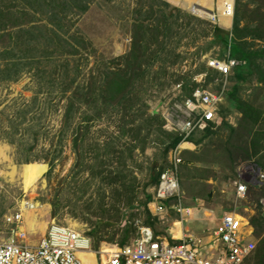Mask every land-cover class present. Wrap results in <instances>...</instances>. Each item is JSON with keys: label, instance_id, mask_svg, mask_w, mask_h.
<instances>
[{"label": "rangeland", "instance_id": "rangeland-1", "mask_svg": "<svg viewBox=\"0 0 264 264\" xmlns=\"http://www.w3.org/2000/svg\"><path fill=\"white\" fill-rule=\"evenodd\" d=\"M162 1L227 33L232 30L233 23L229 24L223 16L217 17L216 21L210 19L208 15L213 13L218 15L216 6L213 7L214 12L207 10L212 9V0ZM214 4L218 5L219 9L223 6L221 0H214ZM135 7L136 0H114L110 6L104 5L102 0H97L87 13L72 15L74 17L70 20L71 25L68 26L67 20L66 27H70V33L76 32L83 36L94 48V52L89 48L79 58V64L84 70L77 82H82L90 70L96 71L103 62L124 55L130 50L131 22L126 19L130 18L129 13ZM250 8H254L253 4ZM40 18L42 25L46 19L43 16ZM178 21L182 23L183 19ZM195 27L197 41L193 42L192 38L195 35H188L186 31L184 34L173 33L171 45L160 54L161 58L166 59L165 68L156 65L149 77L134 86V100L139 99V104L146 106L142 113L154 112L162 117V108L169 100L187 96L195 84L211 91L221 87L219 85L221 76L212 68L210 62L225 59L228 52H223L220 45L212 44L214 37L209 31L210 26L202 24ZM2 41L4 40L0 39V45ZM32 74L33 72H23L15 82L0 84V136L2 132H10L15 138L21 139L17 145L0 137V241L10 237L11 229H17V234L20 235L17 237L18 241L32 247L37 243L35 241L45 235L48 226L56 222L86 234L92 241L93 250L101 248V252H114L115 247L119 246L117 241L120 234L114 236V242H110L109 238L118 228L125 226L129 214L142 216L143 208L137 205L138 202L145 201L144 194L154 193L151 177L165 167L168 160V155L164 152L166 144L155 140L157 146L149 145L143 153L134 150L132 154L125 149L129 139L120 138L118 125L123 113H126L125 121L131 120L134 109L127 112H112V116H104L98 121L88 117L89 114L82 115V109L73 114L70 122L65 123L66 96L68 97L70 92L62 95L59 88L51 89L52 92L49 93L40 90V85ZM233 78V73L228 76L222 104L223 108L229 110L225 122L237 129L241 115L227 100L229 92L235 85ZM239 91L244 100L257 102L264 100V88L258 86L255 78L248 77L245 82L240 83ZM222 122L223 120L221 124ZM221 124L219 127L216 126L212 130L213 134L200 145H196V149H185L192 152L193 156L185 154V151L183 153L184 164L180 170V195L183 207L191 205V201L202 204L201 207L194 208L197 209L193 211L194 220L184 224L191 228L189 234L193 232L199 235L198 231L215 229L218 220L225 213L235 212L249 222L250 217L256 212L253 200L250 199L251 202L248 197L236 200L232 196V182L236 178L234 173L239 166L243 169L247 164H254L258 157L248 162L238 155L233 163L227 161L228 152L234 151L236 144L240 143L237 142L236 135L230 138V131ZM83 126L89 130H85ZM201 132L194 134L195 140L201 138ZM156 135L153 133L149 140L155 139ZM84 136L86 140L83 142L80 137ZM77 140L80 143L76 145ZM108 143H117L119 147L116 148L124 150L125 163L121 161L123 159H119L120 154H114L104 158L103 169L90 167L96 155L94 150L101 149L100 154H104V146ZM183 147L191 148V145ZM27 155L35 162L20 163V159ZM131 155L134 161H131ZM200 157L207 162L199 163ZM100 170L103 173L97 175ZM110 172L113 176L119 174L117 175L121 178H117L119 184H110L108 177ZM130 174L136 178L135 182L130 178ZM124 181L127 188H121ZM129 197H134L138 209L124 208ZM194 198H198L199 201H195ZM35 204L36 225L32 230H27L25 209ZM203 209L208 210V213L205 214V220H199ZM118 210L122 212L123 217L119 222H115L119 215ZM16 213L21 214L20 221L7 224L5 218ZM100 217L103 218L99 219ZM141 219L144 220L143 217ZM100 225L102 228L98 237H103L97 245L95 234L92 236L89 233L93 230L98 231ZM136 225L137 232L140 226H144L138 221ZM166 227L167 225L157 222L153 229ZM172 232L174 238H181L180 223H174ZM135 238L136 236L131 242ZM255 242L257 244V241ZM85 260L86 264H96L95 260L101 263V259L92 252Z\"/></svg>", "mask_w": 264, "mask_h": 264}, {"label": "trees", "instance_id": "trees-1", "mask_svg": "<svg viewBox=\"0 0 264 264\" xmlns=\"http://www.w3.org/2000/svg\"><path fill=\"white\" fill-rule=\"evenodd\" d=\"M96 1L0 0V39L4 40L0 45V84L15 82L23 72H33L32 75L37 79L40 90L49 93L52 92L51 89L59 88L62 95L70 92L68 97L66 96L65 123L70 122L75 113L82 109V115L89 114L88 117L95 121L104 116H112V112H127L134 109L131 113L132 119L125 121L126 113H123L118 125L120 138L129 139L125 149L132 154L134 150L143 153L149 145L157 146L155 143L157 140L161 144H166L164 152L168 155V152L181 142L182 136L164 129V121L157 113L141 112L146 106L140 105L139 99L134 100V86L149 77L156 65L165 68L166 59L161 58L160 54L171 45V40L174 39L173 33L184 34L186 31L188 35H195L192 38L194 42L198 40L195 26L204 24L211 27L209 31L214 37L212 44L220 45L222 51L228 52L231 59L241 62L233 71L235 85L227 97L229 104L241 115L237 129L225 122L229 110L223 108V104L220 106L223 120L221 126L228 128L231 133L230 138L236 135L237 142L240 143L236 144L234 151L228 152L226 159L233 163L239 155L250 162L252 158L258 157L254 164L264 171V100L261 102L244 100L239 91V84L245 82L248 77L255 78L258 86L264 88V0H235L233 26L229 33L165 1L136 0V7L129 13L130 18L126 19L131 22L130 50L124 55L103 62L96 71L90 70L88 76L83 77L82 82H77L84 70L79 64V58L89 48L94 52V48L83 36L76 32L71 34L66 22L69 20L68 26L71 25L70 20L74 17L72 15L87 13ZM113 1L102 0V3L110 6ZM251 4L254 6L253 9L250 8ZM40 16L46 19L42 25H40L42 21ZM179 19H183V22L179 23ZM138 112L141 114L138 115ZM83 128L89 130L86 126ZM213 129L210 127L201 132L199 140H195L192 135L187 141L199 145L213 134ZM153 133L157 134L155 139L149 140ZM0 137L7 139L11 144L19 145L21 142L20 138H15L10 132H2ZM80 138L83 142L86 140V136ZM77 143L80 141L77 140L76 145ZM116 147H119L117 143L105 144L104 154H100L101 149L94 150L96 155L90 167L103 169L104 158L114 154H120L119 159H123L124 150ZM130 157L131 161H134L133 156ZM121 161L125 163L124 159ZM34 162L35 160L30 159L28 155L20 159V163L24 164ZM163 169L164 167L151 177L154 188ZM102 173L100 170L97 175ZM234 174L237 177L236 171ZM117 175L119 174L113 176L110 172L108 177L111 185L119 184L117 178H121ZM130 178L135 182L136 178L132 174ZM121 186L127 188L125 181ZM144 196L145 201L138 202L137 205L143 208L142 216L129 214L125 226L112 233L110 242H114V236L119 233L117 244L120 247L130 244L137 233V221L146 227L154 228L156 218L152 217L147 209L152 195L144 194ZM247 197L256 204V212L250 217L249 223L254 230L253 237L257 244L246 264H264V212L259 204L260 200H264V183L262 186H250ZM137 206L134 197H129L124 204V208L128 209H138ZM118 214L115 222H119L123 217L120 210ZM141 217L144 218L143 221ZM101 218L103 217L99 219ZM101 228L102 225L99 226L98 231L93 230L89 233L92 236L95 234L97 245L103 237H98Z\"/></svg>", "mask_w": 264, "mask_h": 264}, {"label": "built area", "instance_id": "built-area-1", "mask_svg": "<svg viewBox=\"0 0 264 264\" xmlns=\"http://www.w3.org/2000/svg\"><path fill=\"white\" fill-rule=\"evenodd\" d=\"M210 19L217 17L210 14ZM241 62L231 59L229 54L223 60H212L210 65L221 76V87L211 91L197 87L189 96L174 97L162 108L163 126L170 132L182 136V141L197 132L221 124L220 106L222 105L228 76ZM264 118V110H263ZM181 145L169 151L167 165L160 173L148 208L162 214L171 199L178 213H183L180 195V170L183 165ZM255 165V164H254ZM264 183V172L247 164L238 167L237 179L232 185L235 199L248 196L250 186ZM264 212V200H260ZM21 214L6 217L7 224L18 223ZM10 237L0 241V264H82L79 254L92 252L101 259L102 264H246L251 258L256 242L253 228L249 222L235 212L225 213L211 234L204 238L193 239L185 236L181 242H167L155 236L153 231L140 226L136 238L124 247H115L114 252L93 250L91 239L84 233L75 232L68 227L52 222L38 246L31 247L18 241V230L11 229ZM24 236V235H21ZM96 264H101L95 260Z\"/></svg>", "mask_w": 264, "mask_h": 264}, {"label": "crops", "instance_id": "crops-1", "mask_svg": "<svg viewBox=\"0 0 264 264\" xmlns=\"http://www.w3.org/2000/svg\"><path fill=\"white\" fill-rule=\"evenodd\" d=\"M218 2V1H217ZM221 2L223 3V6H221V9H219V7H218V5H215L214 4V0H212V4H211V7H212V9H207V10H211V11H213V7H215L216 6V10H217V14L218 15H216L215 13H213L216 17H218L219 18V16H223V18L224 17H226V15H229L230 16V19L228 20V22H229V24H231V23H233V19H234V10H235V0H221ZM214 12V11H213ZM225 19V18H224ZM226 20V19H225ZM231 22V23H230ZM221 121H222V118H221ZM215 129V127H212V129ZM167 130V129H166ZM168 131V130H167ZM168 132H170V131H168ZM172 133H175V132H172ZM180 145H181V151H182V153H181V157H182V159H183V153H184V151H185V149H188V150H192V149H196V145L195 144H193V143H191V142H189V141H187V140H185V141H182L181 140V142L179 143ZM191 145V148H187V147H183V146H185V145ZM200 145V144H199ZM185 154H190V156H193L194 154L192 153V152H190V151H185ZM168 156H169V152H168ZM203 158H204V156H203ZM203 158L202 157H200V160H198V161H200L199 163H203V164H205V162H207V161H203ZM214 160L215 159H213V162H214ZM183 162H184V160H183ZM194 162V161H193ZM184 164V163H183ZM167 165V160H166V164H165V166ZM216 165V164H215ZM182 167V166H181ZM165 168V167H164ZM238 172V168H237V170H236V173ZM237 179V177L234 179V180H236ZM233 183V182H232ZM233 186V185H232ZM262 186V185H261ZM249 192V191H248ZM232 196L233 197H235V190H234V186H233V191H232ZM181 197V196H180ZM195 199V201H199L198 200V198H194ZM152 200V199H151ZM263 200V199H262ZM176 203V200L175 199H171L169 202H167V204H168V208L162 213V214H156V213H154V211L153 210H150L149 208H148V211H150V214H151V216L152 217H154V218H156V220H157V222H160L161 224H165V225H167V227L166 228H162V229H159V230H154L153 228H151V227H148V228H150L152 231H153V233H154V235L155 236H158V237H160V238H163V239H165V240H167V242H169V243H171V242H181V240L185 237V236H191L193 239H198V238H204V236H207V235H209V234H211L212 233V231L214 230H210V229H205V230H201V231H198L199 232V235H197V234H193V232L192 233H190L189 234V230L191 229H189L187 226H184V224L185 223H188L189 221H193L194 220V212L193 211H197V209H194L195 207H201V205L202 204H199V203H194L193 201H191V205H186L185 207H183V204H182V197H181V204H182V208H183V213L182 214H180V213H178L175 209H173L172 207H173V205ZM148 206V205H147ZM201 212V211H200ZM206 213H208V210H206V209H203L202 210V213H201V216L199 217V220H205V214ZM174 216V217H173ZM221 219V218H220ZM220 219L218 220V222H217V224L219 223V221H220ZM156 222V223H157ZM176 222H178V223H180V226H181V232H182V236H181V238H179V239H176V238H174V236H173V232H172V228H173V225H174V223H176ZM191 222H189V223H191ZM155 223V224H156ZM170 226V227H169ZM146 227V226H145ZM191 231V230H190ZM44 236V235H43ZM43 236H41L37 241H35V245L34 246H32V247H36V246H38V244H39V242H40V240L42 239V237Z\"/></svg>", "mask_w": 264, "mask_h": 264}, {"label": "bare ground", "instance_id": "bare-ground-1", "mask_svg": "<svg viewBox=\"0 0 264 264\" xmlns=\"http://www.w3.org/2000/svg\"><path fill=\"white\" fill-rule=\"evenodd\" d=\"M201 12V11H200ZM203 14H205V12H202ZM207 15V13H206ZM210 17V15H208ZM227 21L230 19L229 15H226V17H224ZM37 205L35 204V206H30L29 209H25V220H26V225H27V230H32L33 227L36 225V214H35V210L34 208H36ZM44 228V225H41V229ZM70 230H73L75 232H78L74 229L69 228ZM91 252H87V253H81L79 254V258L82 262V264H86V260L85 257Z\"/></svg>", "mask_w": 264, "mask_h": 264}]
</instances>
